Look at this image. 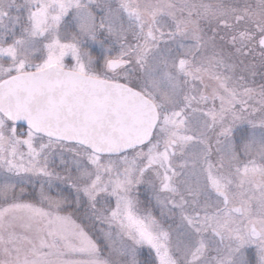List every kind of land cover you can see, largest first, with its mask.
<instances>
[{"label": "snow or ice", "instance_id": "snow-or-ice-1", "mask_svg": "<svg viewBox=\"0 0 264 264\" xmlns=\"http://www.w3.org/2000/svg\"><path fill=\"white\" fill-rule=\"evenodd\" d=\"M0 264H264V0H0Z\"/></svg>", "mask_w": 264, "mask_h": 264}]
</instances>
